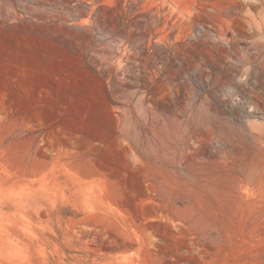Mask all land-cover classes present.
Listing matches in <instances>:
<instances>
[{
	"label": "rangeland",
	"instance_id": "rangeland-1",
	"mask_svg": "<svg viewBox=\"0 0 264 264\" xmlns=\"http://www.w3.org/2000/svg\"><path fill=\"white\" fill-rule=\"evenodd\" d=\"M0 264H264V0H0Z\"/></svg>",
	"mask_w": 264,
	"mask_h": 264
},
{
	"label": "bare ground",
	"instance_id": "bare-ground-1",
	"mask_svg": "<svg viewBox=\"0 0 264 264\" xmlns=\"http://www.w3.org/2000/svg\"><path fill=\"white\" fill-rule=\"evenodd\" d=\"M223 38V37H222Z\"/></svg>",
	"mask_w": 264,
	"mask_h": 264
}]
</instances>
